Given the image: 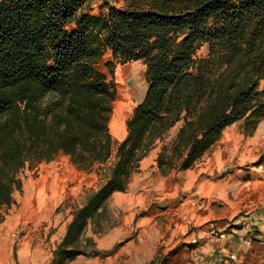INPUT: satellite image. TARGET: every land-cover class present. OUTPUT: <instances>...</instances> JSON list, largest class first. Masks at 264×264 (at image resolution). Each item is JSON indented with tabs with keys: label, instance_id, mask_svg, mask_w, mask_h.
Listing matches in <instances>:
<instances>
[{
	"label": "trees",
	"instance_id": "1",
	"mask_svg": "<svg viewBox=\"0 0 264 264\" xmlns=\"http://www.w3.org/2000/svg\"><path fill=\"white\" fill-rule=\"evenodd\" d=\"M105 54L110 78L96 67ZM136 60L146 88L117 141L115 66ZM263 80L264 0H0V218L24 168L62 153L89 171L114 155L48 264L99 255L86 230L107 228L110 197L148 151L163 142L162 175L192 167L226 126L264 115Z\"/></svg>",
	"mask_w": 264,
	"mask_h": 264
},
{
	"label": "rangeland",
	"instance_id": "2",
	"mask_svg": "<svg viewBox=\"0 0 264 264\" xmlns=\"http://www.w3.org/2000/svg\"><path fill=\"white\" fill-rule=\"evenodd\" d=\"M108 1L117 7L124 4V0ZM100 3L92 4V13L98 11ZM205 54L206 49L203 48L197 56ZM108 59L110 54H105L96 65L107 74L104 62ZM108 77L110 78L109 74ZM114 82L117 92L109 128L113 138L120 141L124 137L121 126H125L146 88L145 65L140 60L117 64ZM120 85L123 86V91L119 97ZM262 86L264 81L261 82ZM172 131L175 129L170 130L165 142L170 141ZM64 159L69 160V164L63 165ZM113 161L114 155L106 163H95L88 171L79 169L68 155L58 154L53 165L69 176L66 194L60 202L52 205V211L39 208L30 217L18 221L10 217L18 212L20 204L3 210V217L0 218V264H48L56 245L63 237L60 231L67 223V218L75 208L83 204L90 192L104 182ZM41 167L38 163L32 168H24L19 175L21 181L29 175L35 176ZM146 172V176H141L142 179L135 182L133 190L115 194L108 201L105 225L107 228L121 227L122 240L107 250L99 249L100 254L97 256L80 255L65 264H165L169 254L181 242L177 241L180 237L193 234L191 243L198 242V226L194 224L198 218V209L189 206V199L196 197L192 194L194 189L185 185L183 175L177 171H173L175 174L167 178L159 170L147 169ZM44 206L41 204L38 207ZM55 216L57 225H47L49 221L55 220ZM87 231L88 229L86 233ZM193 238L196 240L193 241Z\"/></svg>",
	"mask_w": 264,
	"mask_h": 264
},
{
	"label": "crops",
	"instance_id": "3",
	"mask_svg": "<svg viewBox=\"0 0 264 264\" xmlns=\"http://www.w3.org/2000/svg\"><path fill=\"white\" fill-rule=\"evenodd\" d=\"M245 120L244 117L226 126L192 167L161 174L164 178L174 175L173 171L183 175L185 185L193 188L192 194L196 195L189 199V206L198 209L194 221L198 242L191 243L193 234L180 237L177 241L181 242L165 264H264V115L253 126L245 124ZM177 128L174 126L171 137ZM162 144L158 141L139 161L138 168L128 177L126 191L133 190L135 182L147 175V169L159 170L156 159ZM53 160L39 163L42 167L37 174L22 179L21 188L13 191L15 202L9 209L20 205L10 219H25L39 208L52 211V205L62 200L69 176L60 172ZM124 192H114L111 197ZM41 204L45 206L38 207ZM71 217L72 213L60 231L61 236ZM54 218L47 225L55 227ZM86 235L93 236L96 247L104 251L122 240L123 231L115 226L93 234L88 227Z\"/></svg>",
	"mask_w": 264,
	"mask_h": 264
},
{
	"label": "bare ground",
	"instance_id": "4",
	"mask_svg": "<svg viewBox=\"0 0 264 264\" xmlns=\"http://www.w3.org/2000/svg\"><path fill=\"white\" fill-rule=\"evenodd\" d=\"M123 86H118V96L120 97L121 95H122V91H123V88H122ZM124 91H126V93H128V91L127 90H124ZM121 128H123V129H125V126H124V124L121 126ZM116 132H118V130L116 131ZM115 132V133H116Z\"/></svg>",
	"mask_w": 264,
	"mask_h": 264
},
{
	"label": "built area",
	"instance_id": "5",
	"mask_svg": "<svg viewBox=\"0 0 264 264\" xmlns=\"http://www.w3.org/2000/svg\"><path fill=\"white\" fill-rule=\"evenodd\" d=\"M67 164H69V160L64 159V161H63V165H67ZM195 240H196V238H193V241H195ZM230 257H231V258H234V255H230Z\"/></svg>",
	"mask_w": 264,
	"mask_h": 264
}]
</instances>
